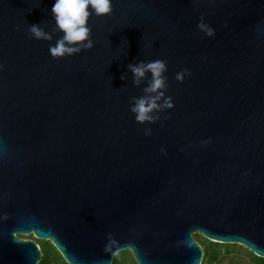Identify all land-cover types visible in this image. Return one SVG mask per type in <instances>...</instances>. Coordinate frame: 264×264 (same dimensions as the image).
<instances>
[{"label": "water", "instance_id": "water-1", "mask_svg": "<svg viewBox=\"0 0 264 264\" xmlns=\"http://www.w3.org/2000/svg\"><path fill=\"white\" fill-rule=\"evenodd\" d=\"M53 3L0 0V264H39L29 235L66 264L264 258V0H112L57 58ZM156 59L174 106L141 124L128 65Z\"/></svg>", "mask_w": 264, "mask_h": 264}, {"label": "clouds", "instance_id": "clouds-1", "mask_svg": "<svg viewBox=\"0 0 264 264\" xmlns=\"http://www.w3.org/2000/svg\"><path fill=\"white\" fill-rule=\"evenodd\" d=\"M111 12L112 0H54L51 8V16L56 26L54 31H59L62 35L54 45H50L49 54L57 58L92 48L94 44L90 35L88 18L93 13L104 16ZM199 26L204 27L203 24ZM29 32L35 39H52V35L38 24L30 25ZM208 34L212 35L213 31L209 29ZM128 70L132 73L134 86L140 87L147 80V85L143 87L144 95L133 97L130 104V111L134 114L135 121L141 124L155 122L159 119L157 113L174 106L171 97L165 96L166 62L156 59L130 63ZM120 78L125 80L127 76L122 75ZM183 78V73L177 74L178 80L182 81ZM110 242L114 243V241Z\"/></svg>", "mask_w": 264, "mask_h": 264}, {"label": "rangeland", "instance_id": "rangeland-1", "mask_svg": "<svg viewBox=\"0 0 264 264\" xmlns=\"http://www.w3.org/2000/svg\"><path fill=\"white\" fill-rule=\"evenodd\" d=\"M18 237L22 239L33 240L38 244V246L42 250V259L39 264H66L65 261L60 256V254L56 252L57 250L49 246L51 244L49 241H41L35 239L33 235L18 236ZM194 238L201 245L202 249H204L205 247L208 248L210 246L209 242L211 241L205 239L204 237L200 235H194ZM221 245H226V244H221ZM227 246H229L228 249H225L224 247L217 248L218 255L214 260L205 259L202 260V263L203 264H264V262L262 263L256 258H254L255 255L252 256V253L242 246L239 245H227ZM130 255H131L130 251H121L117 253L115 258L120 259L118 264H135L130 259Z\"/></svg>", "mask_w": 264, "mask_h": 264}, {"label": "trees", "instance_id": "trees-1", "mask_svg": "<svg viewBox=\"0 0 264 264\" xmlns=\"http://www.w3.org/2000/svg\"><path fill=\"white\" fill-rule=\"evenodd\" d=\"M210 243V246L207 248V247H205L204 249H203V260H205V259H207V260H214L216 257H217V248H219V247H224L225 249H228V247L229 246H227V245H221V244H218V243H214V242H209ZM49 246H51L52 248H54L51 244L49 245ZM56 251V250H55ZM41 252H42V250H41ZM57 252V251H56ZM251 254V253H250ZM117 255V254H116ZM116 255L114 256V258H113V262H112V264H118V262L120 261V259H118V258H115L116 257ZM252 256H254L253 254H252ZM254 258H256L257 260H259L260 262H264V258H260V257H257V256H254ZM130 259L135 263V261L133 260V257H132V255H130ZM114 260H115V262H114ZM136 264V263H135ZM201 264H203V263H201Z\"/></svg>", "mask_w": 264, "mask_h": 264}]
</instances>
